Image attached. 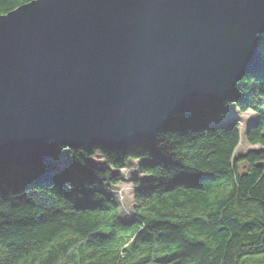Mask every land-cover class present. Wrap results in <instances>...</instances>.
<instances>
[{
  "label": "water",
  "instance_id": "95a60500",
  "mask_svg": "<svg viewBox=\"0 0 264 264\" xmlns=\"http://www.w3.org/2000/svg\"><path fill=\"white\" fill-rule=\"evenodd\" d=\"M264 0H33L0 15V165L152 145L263 61Z\"/></svg>",
  "mask_w": 264,
  "mask_h": 264
},
{
  "label": "trees",
  "instance_id": "16d2710c",
  "mask_svg": "<svg viewBox=\"0 0 264 264\" xmlns=\"http://www.w3.org/2000/svg\"><path fill=\"white\" fill-rule=\"evenodd\" d=\"M33 0H0V15ZM263 61L233 104L258 115L246 132L261 149L237 153L241 130L205 124L222 109L175 116L152 145L67 151L41 166L0 165V264H264ZM225 123V122H224ZM101 154L106 168L90 160ZM139 161L130 221L115 190Z\"/></svg>",
  "mask_w": 264,
  "mask_h": 264
},
{
  "label": "rangeland",
  "instance_id": "374dc122",
  "mask_svg": "<svg viewBox=\"0 0 264 264\" xmlns=\"http://www.w3.org/2000/svg\"><path fill=\"white\" fill-rule=\"evenodd\" d=\"M227 119L228 122H221L220 119ZM258 120V115L252 111L247 113L240 112L237 107L233 104H228L223 108V113L217 116H209L205 119V124L214 126V125H231V123L237 122L241 130V142L237 149V153H246L250 150L261 149L259 145H251L247 141L246 132L250 125ZM95 166L98 168H106V164L101 157L100 153H97L93 158L90 159ZM139 161H132L128 164L127 168L120 171L123 176L126 178L120 186L117 187L115 193L118 196V201L121 205V215L125 221H130L134 217L133 213V204H134V193L136 190L135 180H143L144 176L137 172V166ZM59 169H67L71 166L69 165V157L67 151L63 152L59 156V162L57 163ZM72 168V167H71Z\"/></svg>",
  "mask_w": 264,
  "mask_h": 264
},
{
  "label": "bare ground",
  "instance_id": "6f19581e",
  "mask_svg": "<svg viewBox=\"0 0 264 264\" xmlns=\"http://www.w3.org/2000/svg\"><path fill=\"white\" fill-rule=\"evenodd\" d=\"M263 45H264V42L262 43V46H263ZM262 46H261V50H262ZM237 89H238V86H237ZM231 100H232V99H231ZM229 101H230V100H229ZM227 102H228V101H227ZM227 102H226V103H227ZM226 103H225V104H226ZM220 121H221V122H228L229 120L221 118ZM253 124H255V122H254ZM253 124H252V125H253ZM170 126H171V125H170Z\"/></svg>",
  "mask_w": 264,
  "mask_h": 264
}]
</instances>
